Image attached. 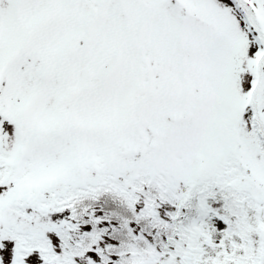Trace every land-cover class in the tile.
I'll use <instances>...</instances> for the list:
<instances>
[{
	"label": "snow or ice",
	"instance_id": "obj_1",
	"mask_svg": "<svg viewBox=\"0 0 264 264\" xmlns=\"http://www.w3.org/2000/svg\"><path fill=\"white\" fill-rule=\"evenodd\" d=\"M0 264H264V0H0Z\"/></svg>",
	"mask_w": 264,
	"mask_h": 264
}]
</instances>
